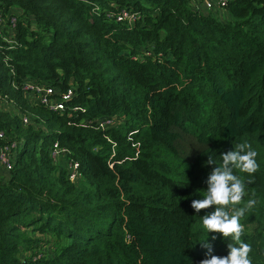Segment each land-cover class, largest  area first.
<instances>
[{"label": "trees", "instance_id": "obj_1", "mask_svg": "<svg viewBox=\"0 0 264 264\" xmlns=\"http://www.w3.org/2000/svg\"><path fill=\"white\" fill-rule=\"evenodd\" d=\"M0 10L6 23L16 15L0 29V146H17L0 174V264H199L207 236L190 200L205 192L209 159L241 143L258 165L236 173L239 206L256 201L241 239L264 264V0H0ZM124 10L130 22L116 20ZM28 83L51 86L49 100L71 96L58 111L27 98ZM37 232L50 243L33 260L45 248ZM231 243L217 234L212 254Z\"/></svg>", "mask_w": 264, "mask_h": 264}, {"label": "clouds", "instance_id": "obj_2", "mask_svg": "<svg viewBox=\"0 0 264 264\" xmlns=\"http://www.w3.org/2000/svg\"><path fill=\"white\" fill-rule=\"evenodd\" d=\"M256 155L249 145L241 143L236 149L223 152L219 164L209 159L211 169L203 181L205 192L190 200V208L193 214L200 215L202 230L207 236V240L200 244L207 251L199 264H251V247L241 239L243 226L240 220L256 201L248 199L243 206H239L246 194V185L236 173H254L258 167ZM202 209L207 210L203 215L200 214ZM217 234L222 241L230 238L233 242L226 244V255L212 254V242L217 239Z\"/></svg>", "mask_w": 264, "mask_h": 264}, {"label": "built area", "instance_id": "obj_3", "mask_svg": "<svg viewBox=\"0 0 264 264\" xmlns=\"http://www.w3.org/2000/svg\"><path fill=\"white\" fill-rule=\"evenodd\" d=\"M212 2L217 6L219 9L221 8V5H223V0H203V3L211 8ZM131 18H133V15H130L127 11H121L119 15H117L116 20L121 21V19H127V21L130 22ZM11 21L12 28L15 25L16 22V15H12L9 19V22ZM26 90V96L31 101H38L41 104L52 106L55 110L62 111L65 108V101L68 100V98L71 96V90L68 89L65 93L61 95V98L58 100H49L50 95L53 93V88L51 86H46L44 84H33L28 83L25 87ZM26 122V119H24ZM110 120H105L102 122V125L105 126L106 124H110ZM3 132L0 130V140H3ZM16 143H5L4 145L0 146V164H2L5 168V170H9L13 164L12 156H10V148H16ZM63 151V150H62ZM60 152L58 145L56 142L52 144V151L51 155H58ZM71 170H70V178L74 179L77 176V173L75 172L76 165L71 164Z\"/></svg>", "mask_w": 264, "mask_h": 264}, {"label": "rangeland", "instance_id": "obj_4", "mask_svg": "<svg viewBox=\"0 0 264 264\" xmlns=\"http://www.w3.org/2000/svg\"><path fill=\"white\" fill-rule=\"evenodd\" d=\"M219 14V13H217ZM6 16L3 14V12L0 10V29L1 30H4L6 28H12L13 25H11V21L9 23H6ZM129 22V21H128ZM5 103V102H4ZM4 110H8L11 114H14V109H10V106L7 105V103L4 104ZM56 162L62 166L63 168L66 167L67 171L68 170H71L70 168V165H71V162L69 160H67L64 156H59L56 160ZM2 167L1 170H4V166L2 164H0ZM36 236L41 239V241L43 242V246L45 248H38L36 249V251H34V254L32 256V259L35 260L36 258H39L42 254H47L48 253V249L49 247L47 246V244H49V240L47 239L48 238V235L45 234L44 232H37L36 233Z\"/></svg>", "mask_w": 264, "mask_h": 264}, {"label": "crops", "instance_id": "obj_5", "mask_svg": "<svg viewBox=\"0 0 264 264\" xmlns=\"http://www.w3.org/2000/svg\"><path fill=\"white\" fill-rule=\"evenodd\" d=\"M0 167H2V166L0 165ZM2 173H5V172H4V170H1V168H0V174H2Z\"/></svg>", "mask_w": 264, "mask_h": 264}]
</instances>
